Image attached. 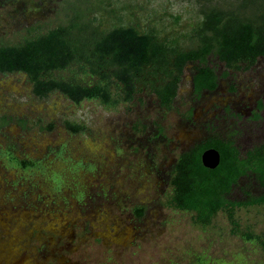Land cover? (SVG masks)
I'll list each match as a JSON object with an SVG mask.
<instances>
[{
    "label": "rangeland",
    "instance_id": "rangeland-1",
    "mask_svg": "<svg viewBox=\"0 0 264 264\" xmlns=\"http://www.w3.org/2000/svg\"><path fill=\"white\" fill-rule=\"evenodd\" d=\"M260 3L0 0V45L72 25L83 39L131 27L186 51L197 44L204 12L215 8L252 18ZM208 64L217 75L216 89L193 96L188 65L168 109L158 106L152 92L165 80L159 71L145 70L127 102L111 85L112 97L120 95L113 106L75 105L57 92L37 98L23 74L0 75V147L63 169L62 188L53 191L40 175L0 162V264H264V207L236 210L239 228L258 237L245 242L231 233L221 212L199 227L190 214L167 204L170 169L194 143L229 137L244 152L264 139L263 60L236 69L212 57ZM58 75L97 79L83 77L75 66ZM66 122L83 130L69 131ZM77 162L80 167L72 169ZM245 184L240 180L230 197L255 193Z\"/></svg>",
    "mask_w": 264,
    "mask_h": 264
},
{
    "label": "trees",
    "instance_id": "trees-1",
    "mask_svg": "<svg viewBox=\"0 0 264 264\" xmlns=\"http://www.w3.org/2000/svg\"><path fill=\"white\" fill-rule=\"evenodd\" d=\"M74 26H58L16 45H0V75L23 74L37 98L57 92L71 103L96 101L113 106L111 85L121 93V101H129L134 94L136 79L146 70L159 71L164 82L152 88L159 107L170 108L184 67L191 65V90L197 97L217 87V75L208 64L212 57L225 68L250 67L258 59L264 62V0L257 13L245 18L237 12L211 9L203 13V20L195 35V48L177 51L152 35H143L131 27L114 28L83 39ZM75 66L83 77H97L94 82L74 77L62 78L59 72ZM0 119V125H1ZM3 125V124H2ZM65 128L80 132L83 126L65 123ZM219 155L217 166L205 169L200 155L205 149ZM0 162L5 169L22 174L40 175L50 181L51 189L63 185V169L49 167L42 160L19 158L12 147H0ZM80 167L74 164L72 169ZM73 171V170H72ZM76 172V171H73ZM168 206L190 214L194 225L208 226L221 212L230 231L242 241L258 240L247 229L241 230L235 218L240 208L264 207V139L250 149L240 152L229 137L209 136L181 152L170 169ZM245 192L239 200L230 197L240 180ZM135 212H141L135 208Z\"/></svg>",
    "mask_w": 264,
    "mask_h": 264
},
{
    "label": "water",
    "instance_id": "water-1",
    "mask_svg": "<svg viewBox=\"0 0 264 264\" xmlns=\"http://www.w3.org/2000/svg\"><path fill=\"white\" fill-rule=\"evenodd\" d=\"M219 162V155L214 149H205L200 155V163L205 169H214Z\"/></svg>",
    "mask_w": 264,
    "mask_h": 264
}]
</instances>
